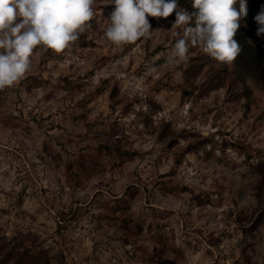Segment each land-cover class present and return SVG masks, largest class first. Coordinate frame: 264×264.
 Instances as JSON below:
<instances>
[{
	"label": "rangeland",
	"instance_id": "1",
	"mask_svg": "<svg viewBox=\"0 0 264 264\" xmlns=\"http://www.w3.org/2000/svg\"><path fill=\"white\" fill-rule=\"evenodd\" d=\"M93 7L0 90V264H264L261 72L200 45L168 63L175 12L114 46V0Z\"/></svg>",
	"mask_w": 264,
	"mask_h": 264
},
{
	"label": "clouds",
	"instance_id": "2",
	"mask_svg": "<svg viewBox=\"0 0 264 264\" xmlns=\"http://www.w3.org/2000/svg\"><path fill=\"white\" fill-rule=\"evenodd\" d=\"M96 0H0V90L15 86L31 70L37 48L61 53L79 40L94 19ZM115 9L104 33L122 47L151 34L148 17L167 18L186 26L176 40L168 63L188 59L191 45L223 64H232L243 51L236 40L247 0H191L193 11L179 9L178 0H114ZM239 5L238 8L236 5ZM179 9V10H178ZM257 35L264 34V10L257 16Z\"/></svg>",
	"mask_w": 264,
	"mask_h": 264
},
{
	"label": "trees",
	"instance_id": "3",
	"mask_svg": "<svg viewBox=\"0 0 264 264\" xmlns=\"http://www.w3.org/2000/svg\"><path fill=\"white\" fill-rule=\"evenodd\" d=\"M255 4L256 6H254ZM178 5L190 12L193 11L191 0H178ZM261 7L264 8V0H249L247 15L241 19L240 28L235 38L243 48V51L238 56L240 63L243 62L245 66L248 67L254 65L255 70L260 71L264 78V53L261 51L262 49L254 43L255 41H250L251 37H255L251 34L250 29L258 27L256 16L262 11ZM192 93L193 91H185L186 95Z\"/></svg>",
	"mask_w": 264,
	"mask_h": 264
}]
</instances>
